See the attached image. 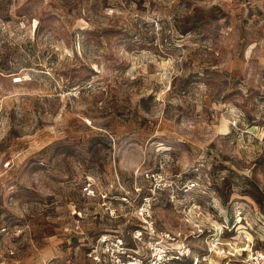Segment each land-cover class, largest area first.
Returning <instances> with one entry per match:
<instances>
[{
	"label": "rangeland",
	"instance_id": "obj_1",
	"mask_svg": "<svg viewBox=\"0 0 264 264\" xmlns=\"http://www.w3.org/2000/svg\"><path fill=\"white\" fill-rule=\"evenodd\" d=\"M146 175L188 262L264 213V0H0V264H94Z\"/></svg>",
	"mask_w": 264,
	"mask_h": 264
},
{
	"label": "built area",
	"instance_id": "obj_2",
	"mask_svg": "<svg viewBox=\"0 0 264 264\" xmlns=\"http://www.w3.org/2000/svg\"><path fill=\"white\" fill-rule=\"evenodd\" d=\"M145 177L151 183L148 192L140 193L137 189L135 196L125 194L116 198L129 208L124 214L108 205L110 198L106 194L100 196L109 217L123 216L127 223L135 222L125 234L102 232L90 242L86 257L94 264H264V213L253 210L252 226L244 206L215 222L213 230L204 236L200 253L188 262L194 247L175 234L160 230L155 218L154 197L163 189L166 179L162 175ZM194 187L193 183L184 184L182 191ZM82 191L95 196L89 181Z\"/></svg>",
	"mask_w": 264,
	"mask_h": 264
}]
</instances>
